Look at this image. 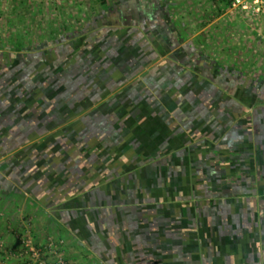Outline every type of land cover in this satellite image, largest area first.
Returning <instances> with one entry per match:
<instances>
[{"label": "crops", "instance_id": "0c3cea01", "mask_svg": "<svg viewBox=\"0 0 264 264\" xmlns=\"http://www.w3.org/2000/svg\"><path fill=\"white\" fill-rule=\"evenodd\" d=\"M26 223L70 264H264V15L0 0V264Z\"/></svg>", "mask_w": 264, "mask_h": 264}, {"label": "built area", "instance_id": "2783aa9c", "mask_svg": "<svg viewBox=\"0 0 264 264\" xmlns=\"http://www.w3.org/2000/svg\"><path fill=\"white\" fill-rule=\"evenodd\" d=\"M231 8L248 11L253 16L264 15V0H228ZM17 250L9 251L18 264H70L62 254L63 242L52 237L46 243L38 244L32 233L31 225L26 223L23 229L15 233ZM0 247L4 241L0 239ZM2 264H8L6 261Z\"/></svg>", "mask_w": 264, "mask_h": 264}, {"label": "rangeland", "instance_id": "374dc122", "mask_svg": "<svg viewBox=\"0 0 264 264\" xmlns=\"http://www.w3.org/2000/svg\"><path fill=\"white\" fill-rule=\"evenodd\" d=\"M188 3V2H187Z\"/></svg>", "mask_w": 264, "mask_h": 264}, {"label": "trees", "instance_id": "16d2710c", "mask_svg": "<svg viewBox=\"0 0 264 264\" xmlns=\"http://www.w3.org/2000/svg\"><path fill=\"white\" fill-rule=\"evenodd\" d=\"M230 4V3H229Z\"/></svg>", "mask_w": 264, "mask_h": 264}]
</instances>
